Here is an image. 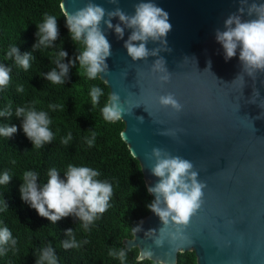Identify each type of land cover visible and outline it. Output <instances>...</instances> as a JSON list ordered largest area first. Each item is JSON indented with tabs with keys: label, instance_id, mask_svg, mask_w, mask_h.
Here are the masks:
<instances>
[{
	"label": "water",
	"instance_id": "1",
	"mask_svg": "<svg viewBox=\"0 0 264 264\" xmlns=\"http://www.w3.org/2000/svg\"><path fill=\"white\" fill-rule=\"evenodd\" d=\"M92 2L107 11L119 7L133 15L141 0ZM154 2L170 14L171 51L149 42L150 50H162L133 61L123 46L130 30L120 40L102 25L112 48L106 61L109 71L100 77L109 85L110 96L116 93L124 103L122 137L140 162L146 186L158 181L150 170L155 164L152 150L160 148L192 162L206 187L204 203L184 228L182 239L165 234L163 245L157 246L154 241L163 224L151 211L134 237L124 240L125 249L151 250V260L162 264H177L179 253L187 251L195 252L198 264H264V72L249 75L239 50L226 61L215 39V30L224 29L228 16L239 14L243 6V19H254L247 7L264 0ZM88 3L62 0L61 5L64 12L74 13ZM159 59L164 62L154 66ZM165 74L170 75L168 81L160 79ZM169 93L182 105L179 112L159 103V97Z\"/></svg>",
	"mask_w": 264,
	"mask_h": 264
},
{
	"label": "trees",
	"instance_id": "2",
	"mask_svg": "<svg viewBox=\"0 0 264 264\" xmlns=\"http://www.w3.org/2000/svg\"><path fill=\"white\" fill-rule=\"evenodd\" d=\"M61 2L0 0V66L11 69L9 84L0 88V112L11 115L0 116V127L9 124L18 128L11 138L0 136V176L7 171L12 177L9 185H0V229L7 227L16 241L15 245L9 241L0 246L4 249L0 264H36L40 252L49 245L55 250L57 264H137L139 248L125 249L124 240L134 237L142 219L151 213L147 205L154 198L147 191L139 160L122 137L125 123L121 119L113 123L103 118L110 87L100 75L95 79L80 76L78 62L75 67L69 65L65 83L54 84L44 78L53 69L59 71L56 60L62 48L68 52L65 63L78 55L77 49L83 48L70 37ZM46 14L57 18L60 35L54 46L34 50L38 43L36 25L44 22ZM13 46H18L22 54L32 52L27 70L15 63L14 56L7 57ZM93 87H99L103 93L95 107L90 95ZM20 107L48 114L53 132L50 144L34 147L23 132L22 118L15 115ZM69 133L71 140L64 144ZM93 133L95 140L90 147L87 141ZM69 164L91 167L100 172L98 179L113 186L110 207L87 230L73 216L52 224L20 197L26 171L36 173L38 186L42 187L51 169L55 168L63 179ZM69 228L81 244L79 248L63 247L65 241L72 239L65 234ZM120 249L127 252L123 262L109 255L110 251ZM140 264L162 263L146 259ZM177 264H198L195 252L179 253Z\"/></svg>",
	"mask_w": 264,
	"mask_h": 264
},
{
	"label": "clouds",
	"instance_id": "3",
	"mask_svg": "<svg viewBox=\"0 0 264 264\" xmlns=\"http://www.w3.org/2000/svg\"><path fill=\"white\" fill-rule=\"evenodd\" d=\"M111 3L118 4L119 0H111ZM61 8L63 10V5ZM238 13H233L225 19L223 30L219 28L215 30V39L222 46L226 61L235 57L239 50L240 63L243 69L249 71V75L254 71L264 72V3L253 2L247 7V14L255 16L254 19H243L245 14L243 6L239 8ZM169 16L170 14L159 7L154 0H141L135 5L133 15L125 13L119 7L107 11L104 7L93 3L92 0L74 13L65 11L64 17L70 37L75 45L80 44L83 48L82 50L77 49L78 55L69 63L64 62L68 57V52L62 48L56 60L59 71L53 69L47 72L44 78L54 84L65 83L64 78L69 75V65L75 67L77 62L79 63L78 74L86 75L88 79H95L101 74L108 73L109 67L106 61L111 56L112 45L102 25L114 31L120 40L124 39L125 30H130V35L124 41L123 46L133 61L156 56L162 50L161 48L150 50L147 47L149 42H159L165 46L164 50L171 51L167 47V36L173 28L169 22ZM115 18L119 19V23L114 25L112 21ZM57 21L55 16L46 14L44 22L36 25L38 43L33 46L34 50L41 46L45 48L54 46L60 35ZM13 56L18 66L25 70L30 67L32 52L22 54L18 46H13L8 51L7 57L12 58ZM161 61L163 59L157 60L154 66L159 65ZM10 72L9 67L0 66V88L9 84ZM160 79L168 81L170 75H162ZM18 90L23 91L22 88ZM102 94L99 87L91 89L93 107L99 103ZM159 103L177 112L182 108L171 93L160 96ZM102 113L103 118L108 122L114 123L123 118L126 110L118 94L113 93L110 96V102L103 107ZM128 113L130 114V109ZM10 115L11 113L7 111L0 112V116ZM15 115L17 118H22L23 132L35 148L52 142L53 132L49 128L52 121L46 112L20 107L16 109ZM17 131V126L5 124L0 127V136L11 138ZM69 140H71V133L63 143L67 144ZM94 140L95 133L92 139L87 141L90 147L94 144ZM152 156L155 158V164L150 172L158 178V181L154 186L147 187L148 193L154 196V200L147 207L159 217L163 224L159 230L160 235L154 241L157 246H162L165 234H168L172 240L183 238L184 228L189 225L191 217L204 203L203 190L206 185L198 180L199 173L194 170V165L189 160L180 156H172L160 148H153ZM48 176L47 183L40 187L37 183V174L26 171L23 174L19 191L22 201L52 224L73 216L82 221L84 229L87 230L89 225L110 207L113 186L107 181L98 179L99 171L91 167L69 164L63 179L55 168L49 171ZM11 180L12 177L5 171L0 176V185H9ZM5 207H8L7 202H5ZM170 228H174L175 231L169 232ZM72 233V228L65 232L68 236H72ZM9 241L12 245L16 244L7 227L0 229V246L8 244ZM80 246L81 244L74 236L71 241H65L63 244L65 249ZM3 252L4 249L0 248V254ZM109 255L123 262L126 260L127 252L124 249L112 250ZM153 255L151 250L142 249L135 259L137 264H140L146 259H151ZM36 264H57V256L51 245L40 252Z\"/></svg>",
	"mask_w": 264,
	"mask_h": 264
}]
</instances>
